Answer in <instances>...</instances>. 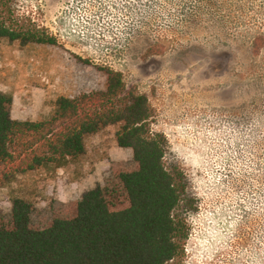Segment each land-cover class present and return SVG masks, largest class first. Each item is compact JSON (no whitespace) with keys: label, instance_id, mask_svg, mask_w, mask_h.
Here are the masks:
<instances>
[{"label":"rangeland","instance_id":"1","mask_svg":"<svg viewBox=\"0 0 264 264\" xmlns=\"http://www.w3.org/2000/svg\"><path fill=\"white\" fill-rule=\"evenodd\" d=\"M55 46L0 41V92L11 118L47 119L59 97L102 91L97 68L120 72L147 96L150 131L186 186L188 238L180 264H264V0H12ZM108 127L62 168L0 187V212L32 205L31 224L132 168Z\"/></svg>","mask_w":264,"mask_h":264},{"label":"trees","instance_id":"2","mask_svg":"<svg viewBox=\"0 0 264 264\" xmlns=\"http://www.w3.org/2000/svg\"><path fill=\"white\" fill-rule=\"evenodd\" d=\"M0 41L55 46L45 29L0 0ZM260 36L255 50L262 48ZM102 91L59 97L45 120L11 118L12 96L0 92V187L17 175L62 168L85 152L86 138L116 128L118 148L131 151L132 168L115 170L103 186L82 194L35 229L32 205L14 199L0 212V264H180L188 226L183 173L165 163L166 141L150 131L154 111L122 74L97 68Z\"/></svg>","mask_w":264,"mask_h":264}]
</instances>
